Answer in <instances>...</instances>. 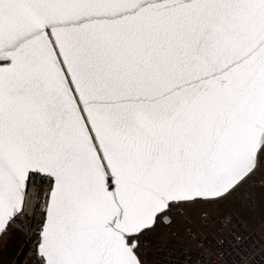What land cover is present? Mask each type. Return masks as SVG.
Here are the masks:
<instances>
[{
  "label": "snow or ice",
  "instance_id": "obj_1",
  "mask_svg": "<svg viewBox=\"0 0 264 264\" xmlns=\"http://www.w3.org/2000/svg\"><path fill=\"white\" fill-rule=\"evenodd\" d=\"M257 173L264 0H0V231L27 203L35 264H146Z\"/></svg>",
  "mask_w": 264,
  "mask_h": 264
},
{
  "label": "built area",
  "instance_id": "obj_2",
  "mask_svg": "<svg viewBox=\"0 0 264 264\" xmlns=\"http://www.w3.org/2000/svg\"><path fill=\"white\" fill-rule=\"evenodd\" d=\"M36 220L26 203L24 212L7 226L18 241L6 264H35ZM147 235L146 264H264V237L230 210L202 212L196 219L184 218L163 235Z\"/></svg>",
  "mask_w": 264,
  "mask_h": 264
},
{
  "label": "rangeland",
  "instance_id": "obj_3",
  "mask_svg": "<svg viewBox=\"0 0 264 264\" xmlns=\"http://www.w3.org/2000/svg\"><path fill=\"white\" fill-rule=\"evenodd\" d=\"M246 192V193H244ZM248 189L245 187L243 190L233 193L231 196L226 197L223 201H220L217 204L207 206L203 209L195 208L188 212H181L171 217V222L164 224H158L152 232L148 233L153 235H163L165 230L169 227L177 225L184 220L186 217H192L193 219L198 218L202 212L211 213V212H222L226 210L234 211L239 214L240 217L244 219L246 223L249 224L252 228H256L257 231L264 237V173H257L254 181L249 184V196ZM13 232L8 231L2 234L0 247L11 235L8 250L3 255H0V264H5L6 260L9 258V253L13 250L17 244L18 236L12 235Z\"/></svg>",
  "mask_w": 264,
  "mask_h": 264
},
{
  "label": "flooded vegetation",
  "instance_id": "obj_4",
  "mask_svg": "<svg viewBox=\"0 0 264 264\" xmlns=\"http://www.w3.org/2000/svg\"><path fill=\"white\" fill-rule=\"evenodd\" d=\"M0 236H1L0 237V242H1L2 235H0ZM10 239H12L11 235H9V237L7 239H5V241L1 245V247H0V255H3L4 253L7 252V250H8L7 248L9 246Z\"/></svg>",
  "mask_w": 264,
  "mask_h": 264
},
{
  "label": "water",
  "instance_id": "obj_5",
  "mask_svg": "<svg viewBox=\"0 0 264 264\" xmlns=\"http://www.w3.org/2000/svg\"><path fill=\"white\" fill-rule=\"evenodd\" d=\"M110 187H111V185H110ZM6 231H8V228L5 231H0V235L4 234Z\"/></svg>",
  "mask_w": 264,
  "mask_h": 264
},
{
  "label": "trees",
  "instance_id": "obj_6",
  "mask_svg": "<svg viewBox=\"0 0 264 264\" xmlns=\"http://www.w3.org/2000/svg\"><path fill=\"white\" fill-rule=\"evenodd\" d=\"M12 235H16V233L15 232H13V234ZM17 236V235H16ZM18 241V240H17ZM14 251V250H13ZM13 252L11 251L10 253H9V256L12 254ZM6 264V263H5Z\"/></svg>",
  "mask_w": 264,
  "mask_h": 264
},
{
  "label": "crops",
  "instance_id": "obj_7",
  "mask_svg": "<svg viewBox=\"0 0 264 264\" xmlns=\"http://www.w3.org/2000/svg\"><path fill=\"white\" fill-rule=\"evenodd\" d=\"M246 188L248 189V196H249V185L248 186H246ZM244 193H246V192H244ZM239 215V214H238Z\"/></svg>",
  "mask_w": 264,
  "mask_h": 264
}]
</instances>
